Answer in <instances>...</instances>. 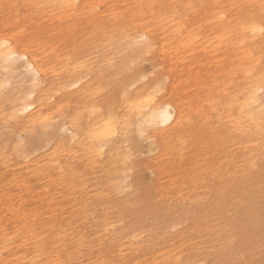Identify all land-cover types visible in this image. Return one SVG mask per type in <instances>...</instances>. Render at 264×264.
Here are the masks:
<instances>
[{"label": "bare ground", "instance_id": "obj_1", "mask_svg": "<svg viewBox=\"0 0 264 264\" xmlns=\"http://www.w3.org/2000/svg\"><path fill=\"white\" fill-rule=\"evenodd\" d=\"M135 139L158 148L156 181L172 188L183 172L249 173L257 190L233 220L264 264V175L251 171L264 172V0H0V264L202 262L116 239L108 217L92 256L59 225L62 202L86 217L77 187L93 176L100 206L122 191ZM234 184L216 192L221 216Z\"/></svg>", "mask_w": 264, "mask_h": 264}, {"label": "rangeland", "instance_id": "obj_2", "mask_svg": "<svg viewBox=\"0 0 264 264\" xmlns=\"http://www.w3.org/2000/svg\"><path fill=\"white\" fill-rule=\"evenodd\" d=\"M141 68L148 72L146 62ZM57 127L55 125L51 130L55 131ZM22 144L26 146V141ZM130 147L133 155L130 168L122 180L121 192L114 193L100 206L94 196L103 183L99 176H93L84 186L77 187L88 192L90 197L84 219L78 213L74 215L78 218L75 222L70 214L77 208L70 203L60 204L62 215L59 225L69 228L68 233L83 234V253L92 251V256L95 255L104 231L94 222L102 223L101 220L108 217L111 220L109 235L125 241V236L134 232L140 235L139 240L151 244L154 256L159 257L166 250L164 247L170 246L181 252L182 263L191 260L188 258L190 251L195 258H202L198 264H249V254L243 249L247 239L233 220L236 210L247 203L248 193L257 190L258 184L255 186L249 181V173L233 172L230 166L223 168L220 174L212 168L208 170L210 172L198 174L183 172L178 175L175 188H172L165 182L167 178L156 181L152 158L159 155L158 148H151L147 141L139 139L131 141ZM232 153L236 158L237 150ZM36 154H31L29 158L33 159ZM164 162L160 161L159 165ZM251 171L258 176L264 175L258 165L253 166ZM232 179L237 187L229 191L225 214L221 216L217 209H213L216 192L224 186L229 189ZM261 185L264 188V182ZM74 222L76 227L71 228ZM189 246L194 247L189 250Z\"/></svg>", "mask_w": 264, "mask_h": 264}]
</instances>
